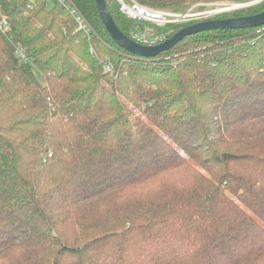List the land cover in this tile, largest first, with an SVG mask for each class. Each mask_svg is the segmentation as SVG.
<instances>
[{"label": "trees", "instance_id": "1", "mask_svg": "<svg viewBox=\"0 0 264 264\" xmlns=\"http://www.w3.org/2000/svg\"><path fill=\"white\" fill-rule=\"evenodd\" d=\"M71 2L90 33L57 0H0V264H264V26L145 58L114 42L94 0ZM106 2L140 43L183 26Z\"/></svg>", "mask_w": 264, "mask_h": 264}, {"label": "water", "instance_id": "2", "mask_svg": "<svg viewBox=\"0 0 264 264\" xmlns=\"http://www.w3.org/2000/svg\"><path fill=\"white\" fill-rule=\"evenodd\" d=\"M94 1L104 28L112 37L114 42L126 51L145 58L157 56L161 52L174 46L186 36L199 32L212 29H243L247 27L264 26V10L251 15L232 16L226 18H208L184 25L165 40L153 45H147L127 36L119 29L108 9L106 0ZM261 1L262 0H251L242 3H233L229 7L213 10V13L218 14L225 11L248 7Z\"/></svg>", "mask_w": 264, "mask_h": 264}, {"label": "built area", "instance_id": "3", "mask_svg": "<svg viewBox=\"0 0 264 264\" xmlns=\"http://www.w3.org/2000/svg\"><path fill=\"white\" fill-rule=\"evenodd\" d=\"M62 5L67 6L69 11L74 16L78 28L90 33L91 27L86 20L85 16L80 10L71 2V0H57ZM120 5V10L126 14L129 18L138 21H144L152 23L157 26H164L168 23H176L177 21L192 18L197 13H189L188 10L184 12H176L171 9L153 8L143 5L136 0H117ZM201 14H206L202 12ZM200 15V14H199ZM9 29L8 22L5 17L0 20V30L4 33ZM152 30L142 31L136 33L135 37L142 41V44L153 45L159 43L162 40V36L153 34ZM137 41V40H136ZM17 53L20 57H24V49H17ZM102 68L105 73L113 75L115 68L114 64L109 57H104L102 60Z\"/></svg>", "mask_w": 264, "mask_h": 264}, {"label": "rangeland", "instance_id": "4", "mask_svg": "<svg viewBox=\"0 0 264 264\" xmlns=\"http://www.w3.org/2000/svg\"><path fill=\"white\" fill-rule=\"evenodd\" d=\"M232 4L233 3H229V2L194 3V4L186 5L184 8L179 9V10H176V9H171V10L176 11V12H179V11L184 12L188 10L189 13H194V14L197 13L195 14V16L201 14L202 12H208L206 14H209L208 16H212V15H216L213 13V10L229 7ZM207 17H204V18L206 19ZM34 71H35V74L40 79V81L44 82L43 75L35 68H34Z\"/></svg>", "mask_w": 264, "mask_h": 264}, {"label": "flooded vegetation", "instance_id": "5", "mask_svg": "<svg viewBox=\"0 0 264 264\" xmlns=\"http://www.w3.org/2000/svg\"><path fill=\"white\" fill-rule=\"evenodd\" d=\"M204 13H208V12H204ZM208 15L209 14H200V15L193 16L192 18L177 21L176 23L183 24V26H184V25H188L191 23H195V22L204 20L205 19L204 17H207ZM208 18H215V17H214V15H212V16H208L206 19H208Z\"/></svg>", "mask_w": 264, "mask_h": 264}]
</instances>
